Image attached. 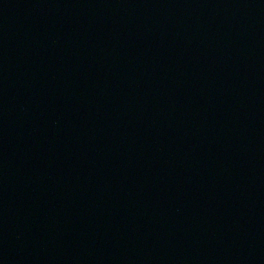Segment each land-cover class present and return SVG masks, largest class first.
<instances>
[{
  "label": "water",
  "instance_id": "water-1",
  "mask_svg": "<svg viewBox=\"0 0 264 264\" xmlns=\"http://www.w3.org/2000/svg\"><path fill=\"white\" fill-rule=\"evenodd\" d=\"M0 264H264V0H0Z\"/></svg>",
  "mask_w": 264,
  "mask_h": 264
}]
</instances>
